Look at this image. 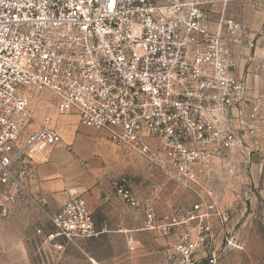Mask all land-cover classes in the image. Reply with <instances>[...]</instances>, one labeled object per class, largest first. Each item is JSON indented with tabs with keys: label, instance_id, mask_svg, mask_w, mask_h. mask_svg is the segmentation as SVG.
I'll return each mask as SVG.
<instances>
[{
	"label": "built area",
	"instance_id": "1",
	"mask_svg": "<svg viewBox=\"0 0 264 264\" xmlns=\"http://www.w3.org/2000/svg\"><path fill=\"white\" fill-rule=\"evenodd\" d=\"M207 0H0V183L4 204L28 193L27 176L41 150L62 141L53 117L29 130L34 95L50 92L55 115L75 113L80 125L103 131L186 179L198 164L244 151L264 115V93L251 94L237 74L246 46L242 22L214 19ZM249 44H251L249 42ZM116 195L144 208L126 176ZM232 211L205 188L189 209L144 211L143 229L179 230L173 252L181 264H224L218 234ZM45 241L64 249L97 237L86 198L75 195L51 218Z\"/></svg>",
	"mask_w": 264,
	"mask_h": 264
},
{
	"label": "rangeland",
	"instance_id": "2",
	"mask_svg": "<svg viewBox=\"0 0 264 264\" xmlns=\"http://www.w3.org/2000/svg\"><path fill=\"white\" fill-rule=\"evenodd\" d=\"M205 6L214 10V19L224 14L244 24L247 45L240 50L238 75L244 77L251 94L264 93V0H207ZM54 99L50 92L34 95L29 130L39 128L47 115L53 117L52 124L64 137L76 126L75 113L55 115ZM84 128L94 137H107L103 131ZM112 146L114 162L127 164L117 177L129 178L144 208L131 207L115 192L109 207L119 209L121 219L107 217L109 208L104 204L91 209L98 230L109 231L76 238L64 249H56L45 241L54 226L50 217L43 216L38 200L26 202L25 194L4 204L8 188L0 183V264H181L172 245L160 243L175 232L161 235L143 230L144 211L153 208L160 215L179 213L191 208L205 188L214 189L222 205L232 211V221L216 241L221 248L227 238L233 240L232 247L222 252L224 264H264V204L259 186L232 175L228 165L242 163V151L226 152L214 159V164H198L189 178L179 179L168 165L154 166L155 162L133 149ZM249 173L247 170L246 175ZM164 246L170 250L161 248Z\"/></svg>",
	"mask_w": 264,
	"mask_h": 264
},
{
	"label": "crops",
	"instance_id": "3",
	"mask_svg": "<svg viewBox=\"0 0 264 264\" xmlns=\"http://www.w3.org/2000/svg\"><path fill=\"white\" fill-rule=\"evenodd\" d=\"M63 120L67 122L72 119L63 118ZM84 127L79 124L77 117L76 126H73L65 137L61 134L60 143L40 151L37 161L28 172L26 202L38 200L43 216L51 219L67 200L75 195H82L86 198L90 209H93L95 205L104 204L108 206L106 208H109L106 209L109 210L105 214L107 217L121 219L122 212L117 208L110 209L109 205L115 200L112 181L127 164L114 162L113 157L116 151L105 135L100 138L94 137L93 133ZM245 144L246 148L242 151V163L228 164L231 167L230 173L237 175L238 179H249L256 183L264 204V115L259 123L257 135L247 137ZM247 170L250 171L249 175H246ZM107 231L109 229H105L104 232ZM174 232L160 243L171 244L173 247L178 240L179 230ZM221 236L220 232L217 242ZM161 248L170 250L167 246Z\"/></svg>",
	"mask_w": 264,
	"mask_h": 264
}]
</instances>
